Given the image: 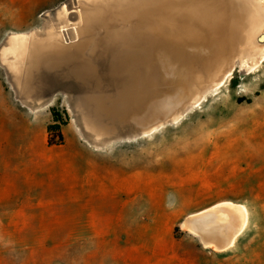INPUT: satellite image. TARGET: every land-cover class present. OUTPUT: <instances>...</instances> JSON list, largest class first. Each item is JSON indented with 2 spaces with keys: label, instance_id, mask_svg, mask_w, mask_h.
Listing matches in <instances>:
<instances>
[{
  "label": "bare ground",
  "instance_id": "obj_1",
  "mask_svg": "<svg viewBox=\"0 0 264 264\" xmlns=\"http://www.w3.org/2000/svg\"><path fill=\"white\" fill-rule=\"evenodd\" d=\"M50 2H30L31 14ZM43 27L12 34L1 63L26 99L68 102L96 145L120 130L152 137L193 108L226 104L215 97L236 71L254 88L264 81V0H72ZM246 222V208L227 201L181 226L223 251Z\"/></svg>",
  "mask_w": 264,
  "mask_h": 264
},
{
  "label": "rangeland",
  "instance_id": "obj_2",
  "mask_svg": "<svg viewBox=\"0 0 264 264\" xmlns=\"http://www.w3.org/2000/svg\"><path fill=\"white\" fill-rule=\"evenodd\" d=\"M42 1L0 0V44L11 33L41 30L45 20L72 0H51L31 14L30 2ZM244 74L236 71L230 87L228 82L215 97L227 99L226 104L205 103L202 112L193 108L152 137L142 136L137 128L120 130L119 137L110 136L101 146L91 144L68 102L57 99L48 111L46 141L52 136L47 129L55 108L63 119L67 116L56 146L66 147L64 156L74 142L90 143L81 155L78 178L93 185L72 196L63 191L61 197L46 198L58 203L31 206L37 210L30 212L0 196V264H230L208 250L206 260H196L198 241L181 222L197 198L203 172L209 188L200 200L206 204L230 198L236 180L250 172L252 166L245 164L243 170L233 159L235 151L253 150L261 142L262 135L252 128L264 110V81L254 88L251 81H243ZM254 74L252 81L259 80ZM187 179L190 196L182 194Z\"/></svg>",
  "mask_w": 264,
  "mask_h": 264
},
{
  "label": "crops",
  "instance_id": "obj_3",
  "mask_svg": "<svg viewBox=\"0 0 264 264\" xmlns=\"http://www.w3.org/2000/svg\"><path fill=\"white\" fill-rule=\"evenodd\" d=\"M12 34L22 33L7 35L0 44V55L8 47L7 42ZM0 77H3L6 84L0 80V196L10 197L11 203L23 206L25 212H30L37 210L29 208L31 206L58 203L44 199L61 197L63 191L64 195L72 196V192L92 187L91 181L78 178L79 170L82 172L80 162L84 160L81 155L90 149V143L74 142L64 156L66 147L47 144L46 121L50 117V107L57 104L56 94L26 99L14 82L10 70L1 63V57ZM260 112L261 115H256L255 119L258 126L252 128L262 135L260 144L250 151H235L234 163L242 165L243 170L245 164L252 167L247 176L236 180L234 195L206 204L200 198L205 197L209 184L205 172L199 176V186L195 190L197 198L189 206L183 220L188 215L229 201L246 208L247 222L234 243L223 251L204 246L200 238L188 230L198 241V261L206 260L204 251L208 250L219 260H227L230 264H264V111ZM91 144L96 145L93 142ZM185 182L187 192L183 190L182 194L190 196L191 181L187 179ZM98 190L101 191V188Z\"/></svg>",
  "mask_w": 264,
  "mask_h": 264
},
{
  "label": "trees",
  "instance_id": "obj_4",
  "mask_svg": "<svg viewBox=\"0 0 264 264\" xmlns=\"http://www.w3.org/2000/svg\"><path fill=\"white\" fill-rule=\"evenodd\" d=\"M51 116H52L53 122L48 125L47 130H48V133L52 136L48 137L47 143H48V145H57V144H60L62 141V134L60 132V125H66L67 116H65V119H63L61 117V115L59 114V111L55 108H53L51 110ZM53 134H54V136H56L58 138V142H55V140L53 138Z\"/></svg>",
  "mask_w": 264,
  "mask_h": 264
},
{
  "label": "water",
  "instance_id": "obj_5",
  "mask_svg": "<svg viewBox=\"0 0 264 264\" xmlns=\"http://www.w3.org/2000/svg\"><path fill=\"white\" fill-rule=\"evenodd\" d=\"M137 130H138L139 133H141L139 129H137Z\"/></svg>",
  "mask_w": 264,
  "mask_h": 264
}]
</instances>
